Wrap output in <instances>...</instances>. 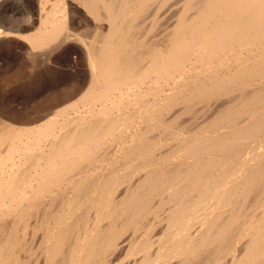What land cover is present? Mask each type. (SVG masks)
<instances>
[{
    "label": "bare ground",
    "instance_id": "1",
    "mask_svg": "<svg viewBox=\"0 0 264 264\" xmlns=\"http://www.w3.org/2000/svg\"><path fill=\"white\" fill-rule=\"evenodd\" d=\"M21 51L0 264H264V0H0Z\"/></svg>",
    "mask_w": 264,
    "mask_h": 264
},
{
    "label": "rangeland",
    "instance_id": "2",
    "mask_svg": "<svg viewBox=\"0 0 264 264\" xmlns=\"http://www.w3.org/2000/svg\"><path fill=\"white\" fill-rule=\"evenodd\" d=\"M23 6V7H22ZM25 6V7H24ZM18 9L20 10V11H22V14L20 13V16L18 15V19L16 18L15 20H19L20 18H21V15H22V17L23 18H21V19H25V18H27V16H28V12H27V7H26V5H20V8L18 7ZM23 11H24V13H23ZM21 54L23 53L24 54V52L23 51H21L20 52ZM20 53H18L17 55H16V57L14 56V57H12V55H9L8 56V54H6V55H4V58L5 57H7V62H8V64H6V62H4L3 60H0V72H2L4 69H5V67H7V69L8 68H12V67H14V65H17V63H19V64H23V63H25V59H26V57H25V55H21ZM20 54V55H19ZM21 56H22V58H24L23 60H22V58H21ZM11 57V58H10ZM21 58V59H17V58ZM12 58H16L17 60H19V61H17V60H15L14 61V59H12ZM21 60V61H20ZM23 61V62H22ZM3 62V63H2ZM17 62V63H16ZM22 62V63H21ZM4 64V65H3ZM6 64V65H5ZM8 65V66H7ZM11 66V67H10ZM3 69H2V68ZM38 69L37 70H39V72H41V69L42 70H44V67L43 66H41V65H38ZM36 70V71H37ZM3 84H1L0 85V93H2V90L4 89V87L3 86H5V85H3ZM1 88H3L2 90H1ZM24 100V99H23ZM20 101H22V98H21V100L19 99L18 100V102H17V104H19V105H23L22 103H23V101L22 102H20Z\"/></svg>",
    "mask_w": 264,
    "mask_h": 264
}]
</instances>
